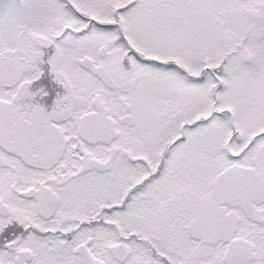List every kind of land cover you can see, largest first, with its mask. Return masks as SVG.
Returning a JSON list of instances; mask_svg holds the SVG:
<instances>
[{"label":"snow or ice","instance_id":"6c2138e0","mask_svg":"<svg viewBox=\"0 0 264 264\" xmlns=\"http://www.w3.org/2000/svg\"><path fill=\"white\" fill-rule=\"evenodd\" d=\"M0 264H264V0H0Z\"/></svg>","mask_w":264,"mask_h":264}]
</instances>
